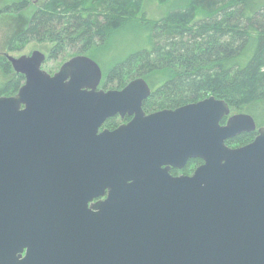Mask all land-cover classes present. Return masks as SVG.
<instances>
[{
    "label": "water",
    "instance_id": "1",
    "mask_svg": "<svg viewBox=\"0 0 264 264\" xmlns=\"http://www.w3.org/2000/svg\"><path fill=\"white\" fill-rule=\"evenodd\" d=\"M0 97V264H264V128L215 97L146 115L143 78L99 90L87 57H6ZM120 116L115 131L100 129ZM257 132L251 144L226 141ZM204 164L175 178L190 160Z\"/></svg>",
    "mask_w": 264,
    "mask_h": 264
},
{
    "label": "trees",
    "instance_id": "2",
    "mask_svg": "<svg viewBox=\"0 0 264 264\" xmlns=\"http://www.w3.org/2000/svg\"><path fill=\"white\" fill-rule=\"evenodd\" d=\"M132 1L137 0H50L16 43H52L51 59L60 62L67 54L84 55L107 43L115 27L126 21L123 11ZM182 2L166 18L149 22L152 49L117 64L103 89L121 90L143 78L152 88L146 113L215 97L229 105L231 114H249L258 129L264 128V0ZM0 67V97L17 95L25 78L6 59ZM107 127L115 129L118 123L111 120ZM254 138V133L244 134L228 145L245 146ZM199 163L191 162L187 173Z\"/></svg>",
    "mask_w": 264,
    "mask_h": 264
},
{
    "label": "rangeland",
    "instance_id": "3",
    "mask_svg": "<svg viewBox=\"0 0 264 264\" xmlns=\"http://www.w3.org/2000/svg\"><path fill=\"white\" fill-rule=\"evenodd\" d=\"M49 1L39 0L38 4H34L31 0H0V61L6 59L7 56L29 57L33 52L40 51L47 58L43 69L53 76L66 62L77 57L67 54L62 62L55 61L51 59V51L54 48L52 43H16V39L30 24L37 9L42 8L44 3ZM56 5L57 3L53 4V6ZM184 5L182 0L130 2L123 11L126 21L115 27L107 43L103 46H94L84 54L102 69L103 79L100 87L103 86L106 76L117 64L124 62L133 54L152 49V31L149 22L161 21L176 7ZM14 7L16 8L13 9ZM0 75L4 78L1 67Z\"/></svg>",
    "mask_w": 264,
    "mask_h": 264
},
{
    "label": "flooded vegetation",
    "instance_id": "4",
    "mask_svg": "<svg viewBox=\"0 0 264 264\" xmlns=\"http://www.w3.org/2000/svg\"><path fill=\"white\" fill-rule=\"evenodd\" d=\"M32 1V3H34V4H38L39 3V0H31ZM44 4H46V3H44ZM43 4V5H44ZM42 5V6H43ZM41 6V7H42ZM40 9V8H39ZM38 10V9H37ZM30 56V55H29ZM77 57H85L84 55H79V56H77ZM77 57H75V58H77ZM74 59V58H73ZM72 60V59H71ZM70 61V60H69ZM46 64V63H45ZM44 64V65H45ZM44 65H43V67H44ZM150 86V85H149ZM151 88V87H150ZM124 89V88H123ZM123 89H121V90H123ZM99 90H103V91H105L104 89H103V87L101 86V87H99ZM121 90H116V91H121ZM109 91H112V90H109ZM115 91V90H114ZM151 91H152V88H151ZM106 92V91H105ZM152 95V94H151ZM151 97V96H150ZM218 100H220V99H218ZM203 101V100H202ZM146 102V101H145ZM200 102V101H199ZM198 103V102H197ZM145 104V103H144ZM190 104H193V103H190ZM188 105V104H187ZM185 106V105H184ZM183 107V106H182ZM178 109V108H177ZM143 110H144V105H143ZM166 110H170V109H166ZM173 110H176V109H173ZM161 111H163V110H161ZM145 112V111H144ZM157 112H159V111H157ZM146 113V112H145ZM154 113H156V112H151V113H146V115H151V114H154ZM234 115H236V114H231V111H230V116H228V117H226V118H224L223 119V121L221 122V125L222 126H225L226 124H227V122H228V120H229V118L230 117H232V116H234ZM111 120H115L116 121V123H118V127H116L115 129H109L108 127H107V123L109 122V121H111ZM131 120H132V118H130V117H125L124 119H122L120 116H117V117H114V118H112V119H110V120H108L105 124H104V126L100 129V133L101 132H103L104 130H109V131H115V130H117L119 127H121V126H123V125H127L128 123H130L131 122ZM258 129V128H257ZM260 129V128H259ZM255 134V138H254V140L256 139V137H257V135H258V133L257 132H255L254 133ZM242 135H244V134H242ZM241 136V135H240ZM239 137V136H238ZM238 137H236V138H238ZM236 138H234V139H231V140H228V141H226V145H227V147H229L230 149H238V148H241V147H244V146H241V147H231L230 145H228V142L229 141H233V140H235ZM254 140L252 141V142H254ZM251 142V143H252ZM251 143H249V144H251ZM249 144H247V145H249ZM247 145H245V146H247ZM193 161H199L200 163V165H198L195 169H194V171L190 174V173H187V171H186V169H187V167L190 165V163L191 162H193ZM204 164V162L202 161V160H200V159H194V160H190L188 163H187V165H186V167L184 168V169H181V170H179V169H175V168H172L171 170H170V175L171 176H173V177H175V178H179V177H192L193 175H194V173L196 172V170L198 169V168H200L202 165Z\"/></svg>",
    "mask_w": 264,
    "mask_h": 264
}]
</instances>
